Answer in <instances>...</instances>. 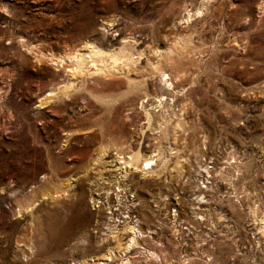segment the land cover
Returning a JSON list of instances; mask_svg holds the SVG:
<instances>
[{
	"label": "rangeland",
	"instance_id": "1",
	"mask_svg": "<svg viewBox=\"0 0 264 264\" xmlns=\"http://www.w3.org/2000/svg\"><path fill=\"white\" fill-rule=\"evenodd\" d=\"M87 44L128 46L137 67L72 75L66 57ZM130 149L176 152L183 173L125 176L116 153ZM199 162H213L201 204L202 172L190 192L177 181ZM129 183L150 236L132 264H264V0H0V264H95L105 194ZM170 191L178 218L148 202Z\"/></svg>",
	"mask_w": 264,
	"mask_h": 264
},
{
	"label": "bare ground",
	"instance_id": "2",
	"mask_svg": "<svg viewBox=\"0 0 264 264\" xmlns=\"http://www.w3.org/2000/svg\"><path fill=\"white\" fill-rule=\"evenodd\" d=\"M130 49L128 46H125V47H122L118 53L116 52L110 53V52H106L101 49H98L97 47L91 44H87L84 47V49H77L76 51L69 54L66 58H68L67 60H70L71 65L73 66L72 68L73 72L71 71L72 75L80 76L81 74H87L88 76H93V75H105L106 76V75L118 74V72L119 71L121 72V70L130 71L132 68L137 67V62L139 61L138 60L139 58L136 57V59H134L133 53L130 52ZM168 56H171V54ZM154 69L156 72L162 75L161 76L162 83H164L166 86H169V87L172 86V83L168 79V75H167L168 73L166 72L164 67L160 64V61L154 65ZM163 101L164 100L160 99V102H161L160 105L163 104ZM145 110H146L149 128H151L152 130H156V131H163L164 129L165 132L166 130H168L167 126L169 122L166 123L167 120L166 122H164L160 119L158 120V125H156L157 123H155V121L157 119L154 116V114L149 109H145ZM183 125H184L183 119H181L174 127L175 134L183 130L184 128ZM104 150L101 151L100 156L103 155L102 152H104ZM174 154L171 153V155L169 156L168 154H166L165 151H162L159 149L156 152V154L154 153L149 154L147 152H143L142 149H139V150L130 149L129 152H127L126 150H123L120 152L118 150V152L116 153V161L118 162V165L120 167L119 170L121 174L124 173L125 176H127L130 172L133 171L134 173L139 174L138 176H140L142 179H146L150 177L154 178V176L161 175V173L165 172L171 164L175 165L174 168L176 170H179L181 171L180 173H183L182 172L183 168L180 163V160H178V157L176 159L173 156ZM100 159L102 158L100 157ZM205 170H206V173L210 175L211 167H209L208 165H205ZM197 176H199V182L205 183L206 186H209L208 182H205L203 180L206 179V181H210V177L202 173L200 175L198 174ZM197 187H199V184L197 185ZM199 200L203 201L204 199L201 198ZM98 202L100 201L97 199V201H95L96 206H98L99 204ZM106 212H107V209H106ZM177 215H179V211L177 212ZM262 222L264 224V217L262 219ZM103 224H105L106 226L107 225L106 221ZM108 226H109V229L108 231L107 229H105L107 232L105 231L106 234L104 235L109 239L108 241L110 242H107L106 245L103 244L104 242L101 243L102 245H104V247L107 246L105 247V251H107V254L105 255L106 257L95 260L96 261L95 264H104L106 263V261L108 260L110 261L112 256L113 257L118 256L122 258L123 262L121 264H132L130 259L127 257V255L131 252L132 249L140 246V238L147 237L149 234L146 236L145 234L146 231L141 230V226L139 227L138 224H133L131 225L132 227L128 226L123 229H117V230H113L115 228V224H111L110 222H108ZM104 227H101V229ZM102 230L104 231V229ZM101 231H100V234H102ZM125 233L129 235V238L125 243H122V239ZM147 252L150 255H155V253L151 249H147ZM79 264H83V263L79 262Z\"/></svg>",
	"mask_w": 264,
	"mask_h": 264
},
{
	"label": "built area",
	"instance_id": "3",
	"mask_svg": "<svg viewBox=\"0 0 264 264\" xmlns=\"http://www.w3.org/2000/svg\"><path fill=\"white\" fill-rule=\"evenodd\" d=\"M225 148L226 147L224 146L223 149H225ZM200 162L203 163L202 160ZM200 162L194 168V172H191L189 174V176H188V173L187 174L185 173L183 175L182 179L177 180V181H180V185L185 187V191L188 189L187 185H191V188H192L194 186L195 182L197 183V181L192 177V175L194 176L195 173L198 174L199 172H202V174L207 175L208 177L212 178L208 173H206L205 168L200 166V164H201ZM212 163L213 162L210 163L209 167H212ZM165 181H167V182H165ZM173 181L166 179V180H164V183L165 184H171ZM203 181L210 183V181H206V179ZM198 184H199V187H196V188H194V190H191V193H193L192 195H194V199L191 201H194L196 203L201 204L202 201L199 200L200 196H198V194H196L195 191L205 190V188H207V186L205 185V183H202L199 181H198ZM173 185L175 188H177V184L175 181L173 182ZM127 186H128L127 188H123L121 191L119 190L118 195L115 194V192L117 190L116 187L113 188V190H109L105 194L106 196H109L108 197V199H109V205H108L109 211H108V213H106V216H107L106 219H107V223L110 222L111 224H115V228L113 230H117L120 227L129 225V224H138L139 225L141 223L140 212L142 210V208H141L142 199L138 198L140 195L138 194L137 188L132 186V184H130V183ZM162 189H164V192L167 191V188H162ZM188 192H190V191H188ZM188 192H185V194ZM169 193H172L173 195H167L168 194L167 193V194H164L162 196V198L160 199L161 202H165L164 205L160 201L154 202L153 197L151 199H149L148 202L150 204H152L155 211H159L160 213H163L162 218H165V215H168L169 213H170L169 216L175 215V218H178L179 215H177V212L181 210L179 212V213H181L182 210H184L186 207H184L182 209L180 204L176 203V198L180 199V197L178 196L180 191H178V192L176 191V193H175V191H170ZM156 194H157V192H155V195ZM115 196H118L119 199ZM188 196H190V195H188ZM154 198H155V196H154ZM177 206H178V209L175 208ZM171 207H173V211H171ZM171 212H173V213H171ZM172 218H174V217H172ZM172 218L171 217L168 218V221H170V223L175 221V219H172Z\"/></svg>",
	"mask_w": 264,
	"mask_h": 264
}]
</instances>
